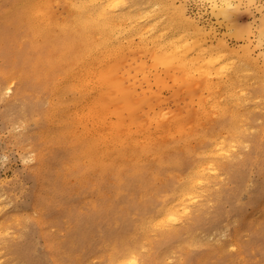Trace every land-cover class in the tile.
Masks as SVG:
<instances>
[{
  "label": "rangeland",
  "instance_id": "1",
  "mask_svg": "<svg viewBox=\"0 0 264 264\" xmlns=\"http://www.w3.org/2000/svg\"><path fill=\"white\" fill-rule=\"evenodd\" d=\"M167 1L202 30L204 48L224 43L234 50L237 67L221 73L212 69L207 76L189 71V82L183 84L176 65L151 59L152 45L145 49L127 20L119 21L114 38L105 29L99 55L103 70L110 65L116 75L112 82L118 79L142 103L136 124L126 127L136 143L122 155L117 143L103 141L115 117L105 112L103 126L92 125L85 117L84 93L47 71L45 53L39 57L28 46L20 50L12 25H4L0 264H110V256L118 257L125 247L133 249L134 264H264V159L257 151L264 144V0H227L225 5L222 0ZM54 6L51 12L60 21L65 11ZM169 20L173 25L172 15ZM128 50L133 54L126 58ZM244 50L250 54L247 63L240 59ZM100 61L91 64L93 70ZM6 86L12 91L5 92ZM9 100L17 109L12 127L2 119ZM32 103L41 113L27 120ZM122 117L128 124V113ZM175 121L184 125V135L176 133ZM232 124L241 129L235 137L240 145L209 158L218 166L194 196L176 206L171 236L164 229H140L138 224L162 210L172 187L195 170L210 137L224 150L230 146L226 128ZM167 127L171 133L166 134ZM87 136L94 145L90 158L84 157ZM143 144L150 152L140 153Z\"/></svg>",
  "mask_w": 264,
  "mask_h": 264
},
{
  "label": "bare ground",
  "instance_id": "2",
  "mask_svg": "<svg viewBox=\"0 0 264 264\" xmlns=\"http://www.w3.org/2000/svg\"><path fill=\"white\" fill-rule=\"evenodd\" d=\"M222 1L221 2L224 5L226 2H228L227 0ZM58 4L62 6L66 14L65 17L61 18L60 21H58L59 19H55V16H53L51 12V8ZM171 15L174 19L173 25L169 20ZM121 19L125 20V22L127 20L128 24L130 25V27L128 26L130 28L129 30L140 36L145 49L147 48L146 46L148 44L152 45V49L150 50L151 53L149 51L143 53L152 54L151 59L156 64L166 67H172V65H176L179 71L184 74L181 76H183V78L186 80L188 79V76H190L187 75L191 73L189 71H192V73L200 72L202 73L201 75L206 74L205 76H207L212 69L218 71L217 73H221L227 72L230 69L234 71V69L237 67L233 61L237 58L234 50H229L224 43H218L217 46L215 45L216 48H204L207 46L205 45L203 47L204 41L202 40H204L203 35L205 34L202 32V30L194 23L186 19L184 10L182 8H175L174 3H170L167 0L0 1V37H6L7 31L4 28V25L9 23L12 25L11 27L13 30L12 33L14 34V39H17L18 42H20L18 45L20 50L24 48V46H28L29 48L34 49L36 55L39 57L45 53L48 58L43 60L47 71L52 75L61 77L66 83L70 82L78 89V94L84 93L83 105L86 108V112L84 111L85 117L87 120L92 122V125L103 126L104 121L102 115L105 112H108L107 114L110 113L111 116H114L115 121L112 124L110 123L111 126L107 132V135L103 137V141L105 143H110L111 145H115V143H117L118 155H122L129 144L136 143L128 134L129 132L126 127L131 126L134 123L138 116V112L140 111L139 109L142 107V103L139 100L141 99L140 97L137 99L138 96L135 95V93L133 94L131 91L124 90L122 85L116 83L119 81L118 79H116L115 82H112L111 78L114 77L115 79L116 75L112 76L115 73L112 74L110 65L107 69H105V67V70H103L104 63L102 64L101 61L104 59L101 61L99 59V55L101 56L102 52L104 30L107 29L108 38H114V36H116L115 33L118 31L119 21H121ZM126 38L127 37H125V39ZM127 40L129 41V39ZM130 41L129 43H131ZM208 47H210V45H208ZM129 51L131 50H128L127 53L123 52L127 54L125 56L126 58L128 57V53H132V51ZM242 52L243 53L240 59L247 63V61H250V54L246 50ZM122 58H120V61L123 60ZM114 59L115 57L113 60ZM97 60H99L102 65H100L96 70H93L91 64ZM115 61L116 60H114V62ZM114 69H112V71ZM115 72H117V69ZM200 73L198 75H200ZM186 80L183 82V84H187L189 82L188 80L186 82ZM209 87V85H206V88ZM4 90L5 92L9 93L12 91V88L11 86H6ZM1 91L2 90L0 88V94ZM14 105L15 103L9 100L2 112V119L5 126L10 125L12 127L16 124L13 123L14 116L17 112V109L14 110ZM40 110L41 108L39 105H37V103L30 104L26 112L27 120H32L34 114L41 113ZM122 112L128 113L129 122L126 125L123 122L124 116L122 117ZM159 117L161 119V116ZM139 119L141 121V118ZM159 122V124H161L163 121L160 120ZM174 123H176V121ZM141 124H143L142 121ZM175 125L176 133H178V135H184V125H182V123L179 121H177ZM135 126L137 125H133V127ZM155 127L157 126L155 125ZM226 129L232 139L229 143L230 146L224 150V148H222L223 145H221V142H217L215 139L210 137L208 140V150L206 151L203 158L199 159L198 166L195 168V170L191 174L187 175L179 183H177V185L172 187L173 189L171 190L168 201L164 200L166 203H162V210L155 215V218H150L149 221L144 222L145 224H142L143 222L138 224L140 229L146 226L150 229H164V233H170L168 228L177 221L176 206L181 202V200L194 196L197 189L201 185L207 183L205 177L213 174L217 168L218 164L215 166L216 161L214 162L213 166L212 162L210 163L208 161L209 158L211 161L214 157H223L225 156L226 150L231 151L232 147H238L240 145V141L236 140L235 137L238 138V136L241 134V129L233 124L227 126ZM172 130L173 129L171 127H167V133H163L168 134L171 133ZM133 131L134 129L132 132ZM135 131H137L136 128ZM121 134L123 135L121 136ZM96 135H98V133ZM90 136H87L85 139H83V143L86 146L84 157L89 158L94 148V145L91 144L93 143V138H90ZM261 136L264 142V120L261 126ZM147 137L149 138L150 136ZM146 138L145 140H147ZM257 148L256 149L261 155V158L264 159V144L263 146L257 145ZM147 151L150 152V149L148 146L143 144L140 149V153L144 154ZM238 182L239 186L241 180ZM118 183L119 185L122 184V182ZM120 186H123V184ZM257 188H263V185L259 184ZM230 202H232V198H230ZM170 236L171 233L167 235V237ZM189 243L193 242L189 241ZM110 257L112 259L110 264H134L136 262L133 249L127 247L123 249V252L120 255L118 254V257L117 255H111Z\"/></svg>",
  "mask_w": 264,
  "mask_h": 264
}]
</instances>
